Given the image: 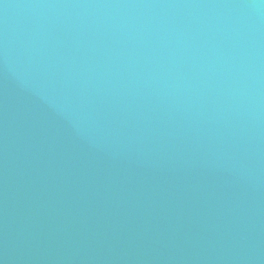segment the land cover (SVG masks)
Instances as JSON below:
<instances>
[{
	"label": "water",
	"instance_id": "95a60500",
	"mask_svg": "<svg viewBox=\"0 0 264 264\" xmlns=\"http://www.w3.org/2000/svg\"><path fill=\"white\" fill-rule=\"evenodd\" d=\"M0 264H264V0H0Z\"/></svg>",
	"mask_w": 264,
	"mask_h": 264
}]
</instances>
